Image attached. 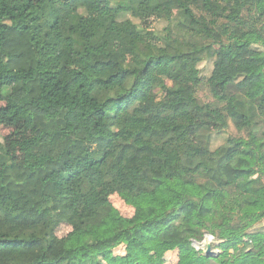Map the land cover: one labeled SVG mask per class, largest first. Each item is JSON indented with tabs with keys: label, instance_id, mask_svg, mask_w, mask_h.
<instances>
[{
	"label": "trees",
	"instance_id": "1",
	"mask_svg": "<svg viewBox=\"0 0 264 264\" xmlns=\"http://www.w3.org/2000/svg\"><path fill=\"white\" fill-rule=\"evenodd\" d=\"M0 102V264H264V0H0Z\"/></svg>",
	"mask_w": 264,
	"mask_h": 264
},
{
	"label": "rangeland",
	"instance_id": "2",
	"mask_svg": "<svg viewBox=\"0 0 264 264\" xmlns=\"http://www.w3.org/2000/svg\"><path fill=\"white\" fill-rule=\"evenodd\" d=\"M106 8V3H102L99 6V9L95 12V15L103 14ZM130 18V16H128ZM133 19V18H132ZM133 22L137 24L143 32L141 34H137V37L146 41L149 44H156L159 42L157 37L154 36V31H159L163 28L164 24L159 23V19L157 16H150L142 21H138L133 19ZM203 69L204 75H209L212 69V63H204L201 66ZM220 88L217 89V92H220ZM199 98L203 102L212 101V96L208 90H205L200 93ZM190 124V134L193 139L196 138V127L199 122L192 117L186 116ZM213 130L217 128L211 125ZM233 133V131H232ZM26 136L25 130L21 125V122L17 116V113L7 108V106L0 102V141L5 142L10 150L15 151V156L19 159L21 157L20 152L18 151L16 145ZM224 138V137H223ZM217 141L218 145H221L224 140ZM254 179H258L260 182L261 188H264V170L263 172L257 171L253 175ZM262 191V190H261ZM263 192V193H262ZM262 195L264 196V190L262 191ZM111 202L113 206L120 211V213L125 217H132L134 214V209L128 206L125 201L119 197L118 195L111 196ZM70 229L68 227H63L60 231V235L63 236L68 233ZM264 239V237H263ZM210 245H215L214 239L212 236L207 235L202 244H195L197 249L205 250L206 247ZM210 252H218L216 249H212L210 247ZM178 262V254L177 253H167L165 255H155V254H143L141 256L140 264H176Z\"/></svg>",
	"mask_w": 264,
	"mask_h": 264
},
{
	"label": "water",
	"instance_id": "3",
	"mask_svg": "<svg viewBox=\"0 0 264 264\" xmlns=\"http://www.w3.org/2000/svg\"><path fill=\"white\" fill-rule=\"evenodd\" d=\"M209 249H210V247L208 248V251L207 252H210Z\"/></svg>",
	"mask_w": 264,
	"mask_h": 264
}]
</instances>
